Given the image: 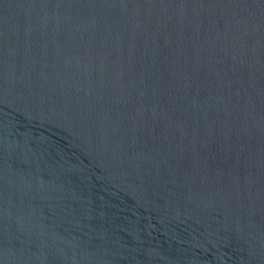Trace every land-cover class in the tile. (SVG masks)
Returning a JSON list of instances; mask_svg holds the SVG:
<instances>
[{
    "label": "water",
    "instance_id": "1",
    "mask_svg": "<svg viewBox=\"0 0 264 264\" xmlns=\"http://www.w3.org/2000/svg\"><path fill=\"white\" fill-rule=\"evenodd\" d=\"M0 264H264V0H0Z\"/></svg>",
    "mask_w": 264,
    "mask_h": 264
}]
</instances>
